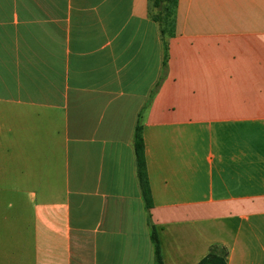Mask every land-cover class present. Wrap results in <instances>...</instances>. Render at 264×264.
Returning a JSON list of instances; mask_svg holds the SVG:
<instances>
[{"label":"crops","instance_id":"obj_1","mask_svg":"<svg viewBox=\"0 0 264 264\" xmlns=\"http://www.w3.org/2000/svg\"><path fill=\"white\" fill-rule=\"evenodd\" d=\"M154 10L0 0V264H264V0Z\"/></svg>","mask_w":264,"mask_h":264},{"label":"trees","instance_id":"obj_2","mask_svg":"<svg viewBox=\"0 0 264 264\" xmlns=\"http://www.w3.org/2000/svg\"><path fill=\"white\" fill-rule=\"evenodd\" d=\"M178 0H152V6L157 10V15L153 17L154 22L160 24L163 27V24H170L174 10L177 7ZM162 33H165V30L162 28ZM166 58H167V49H166ZM166 63V60H165ZM141 128L138 126L136 128L135 137H134V148L137 158L138 166V176L140 181V186L142 189L143 197L148 208L152 207L151 191L146 173V161H145V144L142 136ZM151 240L155 248V256L157 264H164L161 248L158 235L155 230L152 231ZM200 264H227L226 257L219 256L216 253L212 252L208 257L201 261Z\"/></svg>","mask_w":264,"mask_h":264},{"label":"rangeland","instance_id":"obj_3","mask_svg":"<svg viewBox=\"0 0 264 264\" xmlns=\"http://www.w3.org/2000/svg\"><path fill=\"white\" fill-rule=\"evenodd\" d=\"M153 15H157V10H154ZM168 26L169 24H163L164 30H169Z\"/></svg>","mask_w":264,"mask_h":264}]
</instances>
